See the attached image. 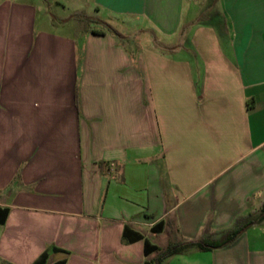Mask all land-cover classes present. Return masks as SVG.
Returning <instances> with one entry per match:
<instances>
[{"label":"crops","instance_id":"crops-1","mask_svg":"<svg viewBox=\"0 0 264 264\" xmlns=\"http://www.w3.org/2000/svg\"><path fill=\"white\" fill-rule=\"evenodd\" d=\"M39 1L0 0V264L151 263L249 220L157 264H264V0H53L123 36L81 42Z\"/></svg>","mask_w":264,"mask_h":264},{"label":"trees","instance_id":"trees-1","mask_svg":"<svg viewBox=\"0 0 264 264\" xmlns=\"http://www.w3.org/2000/svg\"><path fill=\"white\" fill-rule=\"evenodd\" d=\"M79 17V16H77ZM82 17L85 21L90 22V23H97L100 25H103L106 29L112 31L117 37L123 38L121 34L113 30L111 27H109L107 24L96 20L91 17H85V16H80ZM91 33L94 35H103L104 32L99 29H92ZM3 212V218L1 221L4 220L6 211ZM264 216V207L261 212V217ZM260 217V219H261ZM260 219L258 221H260ZM255 220H249L248 222L241 224L239 221H236L234 226L227 229L218 239H207V238H202L199 240H194V241H180V242H175V243H170L163 251L159 253V256L156 259V262H145V264H157L159 261L164 260L172 255L182 253L188 249H197L199 251H210L213 249H218L222 248L232 242L235 241V239L250 225L254 224ZM163 224V223H162ZM158 225H161V222L158 223ZM155 232V229H153ZM145 248L149 247V252H145V255L147 256L149 253L159 251V248L155 245H150L147 241L144 242ZM47 259V252L42 253L39 258L33 263V264H45ZM60 264H64L61 262Z\"/></svg>","mask_w":264,"mask_h":264},{"label":"rangeland","instance_id":"rangeland-1","mask_svg":"<svg viewBox=\"0 0 264 264\" xmlns=\"http://www.w3.org/2000/svg\"><path fill=\"white\" fill-rule=\"evenodd\" d=\"M37 7V23H38V28L40 29H52L53 31L64 35L68 37H72L76 39L77 42H81L82 40V34L84 31L88 28L90 23H86L84 21H76V20H69L67 25L62 24V17L66 14V12H63L54 2L53 0H40L39 2L36 3ZM206 7L200 8L199 12L197 13L198 18L201 21H205V16H206ZM53 21L55 24L50 27L44 26V24L48 25V21ZM92 26V25H91ZM150 36H153L150 33ZM148 36L143 35V34H138L137 36H132L130 37V44L133 43H139L143 42L147 39ZM171 42V40H169ZM220 236L217 237V239ZM151 241L156 243L158 246H163L162 239L160 238H151Z\"/></svg>","mask_w":264,"mask_h":264}]
</instances>
